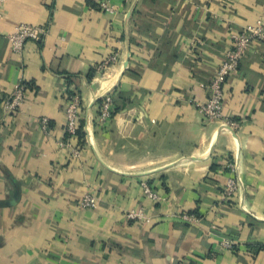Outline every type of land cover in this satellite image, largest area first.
Instances as JSON below:
<instances>
[{
	"label": "crops",
	"instance_id": "obj_1",
	"mask_svg": "<svg viewBox=\"0 0 264 264\" xmlns=\"http://www.w3.org/2000/svg\"><path fill=\"white\" fill-rule=\"evenodd\" d=\"M263 8L264 0H5L0 264H264V42L225 86L224 115L238 128L221 130L198 111L230 34L254 26ZM21 24L44 33L17 53L9 37ZM18 85L25 100L11 113L4 101ZM73 93L82 139L66 134ZM107 94L116 107L104 129ZM230 163L240 183L225 200ZM86 193L96 208H80ZM140 208L150 222L128 218Z\"/></svg>",
	"mask_w": 264,
	"mask_h": 264
},
{
	"label": "built area",
	"instance_id": "obj_2",
	"mask_svg": "<svg viewBox=\"0 0 264 264\" xmlns=\"http://www.w3.org/2000/svg\"><path fill=\"white\" fill-rule=\"evenodd\" d=\"M5 0H0V15L2 13ZM106 11L113 13L114 10L106 2L101 4ZM44 31L39 27L21 24L15 29V32L9 37L11 47L14 52L20 53L28 40H39ZM230 47L225 51L223 61L218 67L215 75L207 86L210 93L208 101L198 106V111L208 123H218L221 130H234L238 128L239 122L226 118L224 115V100L226 83L234 73H236L253 48L255 43L264 42V8L254 26L233 31L230 34ZM117 60L116 56L107 59L102 66L108 68ZM25 100V88L23 85H18L14 88L11 94L4 101V107L8 112H16ZM115 105L114 96L107 94L100 106L99 125L104 129L108 128V123L114 118ZM82 115V102L78 93H73L68 100L66 109V134L70 137H76L80 127ZM44 128L48 125L47 120L42 122ZM73 156L79 158L81 150L75 148L72 150ZM231 169V177L226 181L224 189L225 200L231 199L239 187L240 180L236 175L235 167L232 163L229 164ZM144 194L154 200H158V195L152 190L146 182L141 183ZM98 205V199L90 193H86L80 200L79 206L81 209H94ZM128 218L131 220H139L150 222V218L140 208L136 211H129ZM191 220V218H189ZM226 248H231L232 243L226 241L223 243Z\"/></svg>",
	"mask_w": 264,
	"mask_h": 264
},
{
	"label": "trees",
	"instance_id": "obj_3",
	"mask_svg": "<svg viewBox=\"0 0 264 264\" xmlns=\"http://www.w3.org/2000/svg\"><path fill=\"white\" fill-rule=\"evenodd\" d=\"M114 96V95H113ZM100 103H102V101H100ZM116 104V99H115V97H114V105ZM115 107H116V105H115ZM83 127H84V121H80V127H79V129H78V131H77V135L82 139L83 138V136H84V132H83Z\"/></svg>",
	"mask_w": 264,
	"mask_h": 264
},
{
	"label": "water",
	"instance_id": "obj_4",
	"mask_svg": "<svg viewBox=\"0 0 264 264\" xmlns=\"http://www.w3.org/2000/svg\"><path fill=\"white\" fill-rule=\"evenodd\" d=\"M127 65H128V61L126 62L125 67H127Z\"/></svg>",
	"mask_w": 264,
	"mask_h": 264
}]
</instances>
